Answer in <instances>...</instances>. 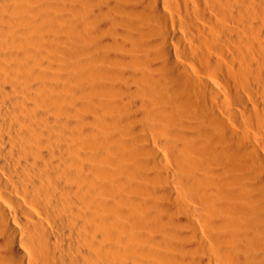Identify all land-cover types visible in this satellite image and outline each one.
Masks as SVG:
<instances>
[{"label": "bare ground", "instance_id": "6f19581e", "mask_svg": "<svg viewBox=\"0 0 264 264\" xmlns=\"http://www.w3.org/2000/svg\"><path fill=\"white\" fill-rule=\"evenodd\" d=\"M0 264H264V0H0Z\"/></svg>", "mask_w": 264, "mask_h": 264}, {"label": "rangeland", "instance_id": "374dc122", "mask_svg": "<svg viewBox=\"0 0 264 264\" xmlns=\"http://www.w3.org/2000/svg\"><path fill=\"white\" fill-rule=\"evenodd\" d=\"M151 132H153L152 134L155 133L154 131ZM154 136H157V134L155 133ZM167 159H168V155H166L164 152L160 154V163L164 164L167 161Z\"/></svg>", "mask_w": 264, "mask_h": 264}]
</instances>
